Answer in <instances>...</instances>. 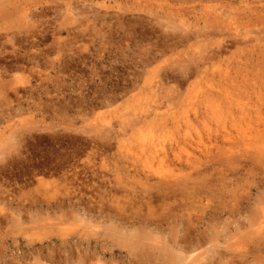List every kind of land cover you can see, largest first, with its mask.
I'll return each instance as SVG.
<instances>
[{
  "label": "rangeland",
  "instance_id": "374dc122",
  "mask_svg": "<svg viewBox=\"0 0 264 264\" xmlns=\"http://www.w3.org/2000/svg\"><path fill=\"white\" fill-rule=\"evenodd\" d=\"M0 264H264V0H0Z\"/></svg>",
  "mask_w": 264,
  "mask_h": 264
},
{
  "label": "bare ground",
  "instance_id": "6f19581e",
  "mask_svg": "<svg viewBox=\"0 0 264 264\" xmlns=\"http://www.w3.org/2000/svg\"><path fill=\"white\" fill-rule=\"evenodd\" d=\"M215 53H216V52H215ZM237 129H238V128H237ZM239 135H240V134H239ZM240 137H241V136H240ZM240 137H239V138H240ZM148 150H149V149H148ZM155 150H156V149H155ZM145 151H146V150H145ZM155 153H156V152H155ZM157 153H158V152H157ZM191 160H192V159H191ZM183 249H184V248H183Z\"/></svg>",
  "mask_w": 264,
  "mask_h": 264
}]
</instances>
